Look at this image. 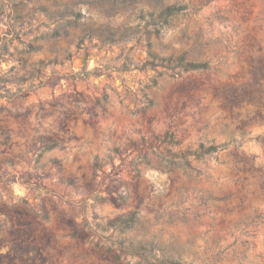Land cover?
Instances as JSON below:
<instances>
[{"label":"rangeland","instance_id":"1","mask_svg":"<svg viewBox=\"0 0 264 264\" xmlns=\"http://www.w3.org/2000/svg\"><path fill=\"white\" fill-rule=\"evenodd\" d=\"M0 221V264H264V0H0Z\"/></svg>","mask_w":264,"mask_h":264},{"label":"trees","instance_id":"2","mask_svg":"<svg viewBox=\"0 0 264 264\" xmlns=\"http://www.w3.org/2000/svg\"><path fill=\"white\" fill-rule=\"evenodd\" d=\"M180 8L176 6L169 7L163 15L166 16H172L176 14ZM181 64L182 68H185L188 70H195L202 67H205L206 64L204 63H185L184 58H181L178 62ZM163 144H166L167 146L175 145L173 138L172 139H165ZM218 147L216 146H209L206 147L204 144H201L198 149H190L187 148L186 150L182 151H162L161 154V163L160 165H164L165 168L173 170V169H185V170H195V164L199 162L205 161L207 158L211 157L214 154H217ZM153 152V151H152ZM152 160L148 159V154L146 155V165H151ZM131 171L132 172H138V167H136L134 164L131 165ZM136 219V213H132L128 217L124 218L121 221V224L119 225L120 228L128 229ZM6 223L0 221V232L5 228ZM19 241L17 238L16 241ZM2 245H0L1 248ZM30 248L27 247L25 250V256H29ZM148 254L152 260L150 264H184V261L181 259V257H175L165 249H160V253L155 252V247L148 250ZM27 257V256H26Z\"/></svg>","mask_w":264,"mask_h":264}]
</instances>
